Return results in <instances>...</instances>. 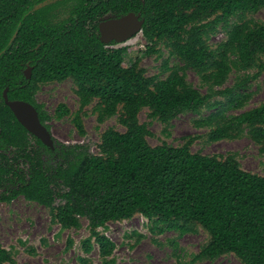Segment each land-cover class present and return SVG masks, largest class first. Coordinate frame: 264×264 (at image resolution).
<instances>
[{"label":"trees","instance_id":"trees-1","mask_svg":"<svg viewBox=\"0 0 264 264\" xmlns=\"http://www.w3.org/2000/svg\"><path fill=\"white\" fill-rule=\"evenodd\" d=\"M49 1L0 0V189L14 185L1 200L24 198L48 208L63 229H81L87 220L91 238L106 256L115 246L99 230L141 215L156 234L208 233L201 252L179 264L214 263L228 255L242 264H264V177L244 171L237 155L222 160L193 153L198 136L180 147L149 143L151 122L168 129L178 117L194 114L200 116L195 126L210 130L209 141L247 132L264 152V104L229 115L249 102L247 84L214 91L234 69L264 74V23L243 20L264 10V0H58L36 9ZM130 13L145 19L142 53L162 61L154 76H147L139 57L125 66L126 55L138 46L116 48L100 39L102 20ZM218 29L227 38L213 48ZM189 71L208 94L190 83ZM68 80L77 86L80 107L72 114L61 104L58 120L71 117L86 136L84 116L94 106L99 123L118 116L125 128L105 131L98 154L85 145L57 142L51 152L5 103L9 89L10 100L32 104L51 132L53 117L37 95L43 86ZM217 94L221 101L214 99ZM145 109L148 124L140 122ZM205 111L209 114L202 116ZM44 151L59 154L60 163L47 166ZM58 200L62 204L56 208ZM173 244L175 252L182 250L178 241ZM7 263H14L12 254L0 248V264Z\"/></svg>","mask_w":264,"mask_h":264},{"label":"rangeland","instance_id":"rangeland-1","mask_svg":"<svg viewBox=\"0 0 264 264\" xmlns=\"http://www.w3.org/2000/svg\"><path fill=\"white\" fill-rule=\"evenodd\" d=\"M50 0L47 4L57 2ZM69 7L65 11H68ZM61 15L67 12L60 10ZM243 20H252L254 23H264V10L256 14H247ZM218 33L210 42L213 48L225 41L227 36L218 29ZM119 47L138 46L126 55L125 66H129L136 58L142 59V68L147 70V76L159 73L162 61H157V56L148 57L145 51V39L143 34L124 45L110 44ZM164 53L167 52L164 50ZM259 70L240 71L234 69L223 87H216L214 91L221 92L234 88L237 84L246 83L251 93V98L243 110L230 112L229 115L241 114L256 109L264 104V74L258 75ZM188 80L203 94L209 93L200 77L193 71L187 73ZM248 79L250 81L248 82ZM215 100H222V95H215ZM37 101L43 104L47 112L53 117L51 121V133L55 142L65 145H85L93 154L99 153L102 134L110 128L124 132L125 128L119 123V118L114 117L104 124L99 123L98 115L93 113V107H88L84 116L86 136L80 135L72 123L71 117L58 120L55 111L61 104L68 106L72 114L80 107L77 95V86L72 80L62 83H53L43 86L37 95ZM205 111L202 116L208 115ZM149 110L145 109L140 115L141 123H150ZM200 116L185 114L174 120L171 127L166 129L159 121L150 123L152 136L149 138L151 146L156 147L164 143L173 146H183L190 137L198 136L199 139L193 145V153L206 156H216L222 160L230 155H237L244 171L264 177V152L245 132L241 137L219 142L209 141V129H198L194 121ZM51 151V150H50ZM50 151L43 152L45 163L49 167H55L60 163V155ZM23 173L28 168L21 166ZM14 185H8L0 189V248L12 254L14 263L7 264H179V262H191L198 255L202 247L208 243L210 237L204 230L199 229L195 233H188L179 237L178 232H167L163 235L153 233L150 230L149 221L141 215L132 220L108 224L99 232L110 239L115 248L112 254L106 256L102 253L97 241L91 238L89 224L83 220L81 229H63L57 222L54 212L36 203L19 198L7 203L1 200L9 195ZM60 200L56 208L60 207ZM90 240L88 246L86 242ZM178 241L181 251L175 252L174 242ZM196 264H242L234 255L222 257L211 263L199 261Z\"/></svg>","mask_w":264,"mask_h":264},{"label":"water","instance_id":"water-1","mask_svg":"<svg viewBox=\"0 0 264 264\" xmlns=\"http://www.w3.org/2000/svg\"><path fill=\"white\" fill-rule=\"evenodd\" d=\"M48 3V2H47ZM47 3L40 5L39 9ZM145 19L142 14L130 13L116 18L107 16L100 25L101 41L105 45L115 42L124 45L143 33ZM25 75L28 80L32 78V68L29 67ZM6 105L14 113L19 123L24 126L32 135L37 137L51 151L56 150V143L52 133L41 123L38 110L30 103L20 100H10L9 89L4 92Z\"/></svg>","mask_w":264,"mask_h":264},{"label":"flooded vegetation","instance_id":"flooded-vegetation-1","mask_svg":"<svg viewBox=\"0 0 264 264\" xmlns=\"http://www.w3.org/2000/svg\"><path fill=\"white\" fill-rule=\"evenodd\" d=\"M116 18H119V17H117V16H115ZM102 22H103V20H102ZM101 22V23H102ZM101 25V24H100ZM100 25H99V30H100ZM100 39H101V34H100ZM111 44H117V43H115V42H113V43H111ZM56 143V142H55ZM53 152V151H52ZM55 152V151H54Z\"/></svg>","mask_w":264,"mask_h":264}]
</instances>
